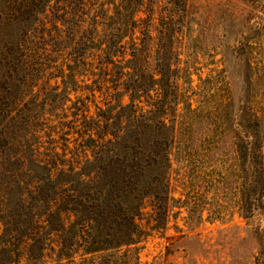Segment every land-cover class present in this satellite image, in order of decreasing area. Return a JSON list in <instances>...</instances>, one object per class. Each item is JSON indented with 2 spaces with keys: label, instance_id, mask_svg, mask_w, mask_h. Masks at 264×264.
Returning a JSON list of instances; mask_svg holds the SVG:
<instances>
[{
  "label": "rangeland",
  "instance_id": "obj_1",
  "mask_svg": "<svg viewBox=\"0 0 264 264\" xmlns=\"http://www.w3.org/2000/svg\"><path fill=\"white\" fill-rule=\"evenodd\" d=\"M41 1L0 0V135L8 144L0 202L37 196L45 167L68 180L92 160L95 131L87 126L99 120L106 130L108 104L130 103L123 87L131 77L118 75L116 86L110 80L115 70L137 66L138 109L165 107L179 138L169 177L174 202L157 229L146 200L140 264H264V215L241 212L235 144L241 112L260 117L264 129V0ZM118 37L127 55L114 67L104 51ZM131 41L142 49L133 63ZM40 215L30 227L0 204V217L19 218L8 233L0 219V246H9L12 230H40ZM30 236L11 264H30Z\"/></svg>",
  "mask_w": 264,
  "mask_h": 264
},
{
  "label": "trees",
  "instance_id": "obj_2",
  "mask_svg": "<svg viewBox=\"0 0 264 264\" xmlns=\"http://www.w3.org/2000/svg\"><path fill=\"white\" fill-rule=\"evenodd\" d=\"M122 39L110 38L106 42L107 64L118 67V58L127 55ZM131 42L132 58L127 62L133 63L142 49ZM136 67L115 70L117 76L110 80L116 86L118 75L131 77V82L123 87L130 94V103L118 102L115 107L108 104L102 121L106 130H100L99 120L87 126L86 130L95 131L97 138H89L92 160L68 180L64 178L66 173L53 174L45 167L48 173L38 179L37 196L32 195L29 202L23 199L0 202L1 208H12L22 223L30 227L37 225L35 219L40 214L36 212L44 207L40 230H12L9 246H0V255L7 258L0 264L18 262L19 245L29 235H33L26 254L30 264H140L137 252L146 200L154 207L153 227L157 229L165 226L170 203L174 202L169 177L179 138L176 120L166 121L165 107L156 109L151 104L149 110L138 109ZM117 108L119 111L114 115ZM111 120L116 121V126H112ZM239 120L235 144L243 179L241 212L246 219H252L264 215V129L261 118L255 114L241 112ZM6 147L7 139L0 135V159ZM55 195H61L62 199L56 200ZM23 211L29 224L20 217ZM63 214L69 215L68 223L63 220ZM0 219L6 233L11 231L14 220L18 221L14 217L9 218L10 222L6 217Z\"/></svg>",
  "mask_w": 264,
  "mask_h": 264
}]
</instances>
